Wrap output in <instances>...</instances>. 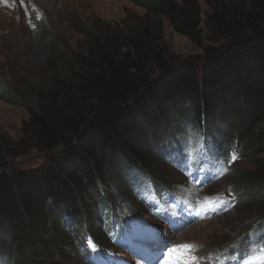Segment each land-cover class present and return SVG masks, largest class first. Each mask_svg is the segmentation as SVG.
I'll list each match as a JSON object with an SVG mask.
<instances>
[{
	"label": "trees",
	"instance_id": "16d2710c",
	"mask_svg": "<svg viewBox=\"0 0 264 264\" xmlns=\"http://www.w3.org/2000/svg\"><path fill=\"white\" fill-rule=\"evenodd\" d=\"M128 1L144 15L79 27L81 50L60 57L65 78L56 76L39 111H28L22 133L31 147L0 135V167L7 153L11 160L32 150L47 154L36 169L0 173L4 262L27 247L47 264H65L64 218L81 226L80 235L91 230L104 187L122 185L126 168L165 181L155 148L185 125L217 133L224 147L237 142L255 169H235L232 180L243 205L263 202L264 221V0H205L207 35L197 0ZM161 18L202 54L172 61ZM47 227L48 240L40 237Z\"/></svg>",
	"mask_w": 264,
	"mask_h": 264
},
{
	"label": "rangeland",
	"instance_id": "374dc122",
	"mask_svg": "<svg viewBox=\"0 0 264 264\" xmlns=\"http://www.w3.org/2000/svg\"><path fill=\"white\" fill-rule=\"evenodd\" d=\"M26 1L28 12L34 10L42 19V27H36L31 20L28 26L26 23L28 15L20 9L16 11L0 10V86L4 90L5 97V99L0 98V135L7 137L13 144H19L22 141V147H26V145L31 147L22 133L23 125L28 119V111H39L46 101L47 91L51 89L56 76L65 78V69L62 67L60 57L81 50L83 37L78 30L81 24L83 23L89 28L92 24L100 23L115 26L122 23L127 13L142 16L144 11L128 0ZM241 1L248 3L250 0ZM197 2L201 12L202 34L207 35L204 21L208 8L205 5V0H197ZM160 22L162 39L172 61L190 55L202 54V51L186 37L178 34L166 19L161 18ZM260 127L264 128V123ZM4 157L5 163L0 167V173L14 166L36 169L45 164L47 160V154L33 150L13 160L9 153ZM33 157L37 158L26 164H16ZM234 167L248 172L255 169L254 165L246 160L237 163ZM165 171H167L166 168ZM167 173L170 184L176 182L175 176L177 175L174 174V171L169 169ZM232 183L235 185L229 176L214 187H206L203 194H200L201 198L205 200L207 195L222 192L226 188V184ZM109 194L110 200L114 203L124 200L114 190H111ZM130 202L134 208L136 205L133 201ZM208 202L209 200H206V203ZM262 205L263 202L245 205L240 203L237 207L232 209L229 207L222 212L217 211L216 208L219 207L215 205V208L209 213L210 216L204 222L187 228L178 234L176 240L197 242L203 252L211 249L219 250L220 247L228 244L227 242L231 243L232 239H239L241 233L246 232L262 218ZM250 232H254V230H250L246 238L249 237ZM262 232L264 233V228ZM91 233L94 234V232ZM38 236L34 237L35 240ZM50 236L49 231L40 234L42 239H50ZM69 239L61 247L69 246L71 238ZM242 245L251 247L253 242L246 239ZM55 252L52 255L54 261L59 259ZM73 253L74 256L69 264H80L77 251L74 250ZM12 264L47 263L42 259L35 258L26 247ZM255 264H264V260Z\"/></svg>",
	"mask_w": 264,
	"mask_h": 264
},
{
	"label": "snow or ice",
	"instance_id": "6c2138e0",
	"mask_svg": "<svg viewBox=\"0 0 264 264\" xmlns=\"http://www.w3.org/2000/svg\"><path fill=\"white\" fill-rule=\"evenodd\" d=\"M194 246L181 244L169 250L165 264H200V258L193 255ZM259 259L264 260V249H261ZM256 257L244 260V264H255ZM222 264V262H221Z\"/></svg>",
	"mask_w": 264,
	"mask_h": 264
},
{
	"label": "water",
	"instance_id": "95a60500",
	"mask_svg": "<svg viewBox=\"0 0 264 264\" xmlns=\"http://www.w3.org/2000/svg\"><path fill=\"white\" fill-rule=\"evenodd\" d=\"M37 157H33V158H30V159H26V160H24V161H22V162H18V163H16L17 165H22V164H26V163H28V162H31V161H33L34 159H36Z\"/></svg>",
	"mask_w": 264,
	"mask_h": 264
}]
</instances>
